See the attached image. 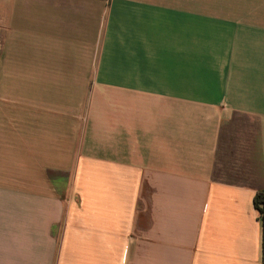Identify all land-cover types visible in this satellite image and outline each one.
Returning <instances> with one entry per match:
<instances>
[{
    "label": "crops",
    "instance_id": "1",
    "mask_svg": "<svg viewBox=\"0 0 264 264\" xmlns=\"http://www.w3.org/2000/svg\"><path fill=\"white\" fill-rule=\"evenodd\" d=\"M264 0H0V264H264Z\"/></svg>",
    "mask_w": 264,
    "mask_h": 264
},
{
    "label": "trees",
    "instance_id": "2",
    "mask_svg": "<svg viewBox=\"0 0 264 264\" xmlns=\"http://www.w3.org/2000/svg\"><path fill=\"white\" fill-rule=\"evenodd\" d=\"M253 204L257 209L258 213H264V191H258L255 194L253 198ZM263 224H264V220H263Z\"/></svg>",
    "mask_w": 264,
    "mask_h": 264
},
{
    "label": "built area",
    "instance_id": "3",
    "mask_svg": "<svg viewBox=\"0 0 264 264\" xmlns=\"http://www.w3.org/2000/svg\"><path fill=\"white\" fill-rule=\"evenodd\" d=\"M259 218L263 222V220H264V213H259Z\"/></svg>",
    "mask_w": 264,
    "mask_h": 264
}]
</instances>
